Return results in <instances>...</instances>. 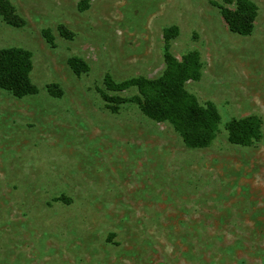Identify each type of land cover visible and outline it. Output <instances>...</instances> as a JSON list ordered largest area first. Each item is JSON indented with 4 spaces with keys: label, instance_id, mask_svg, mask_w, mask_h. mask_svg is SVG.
<instances>
[{
    "label": "rangeland",
    "instance_id": "374dc122",
    "mask_svg": "<svg viewBox=\"0 0 264 264\" xmlns=\"http://www.w3.org/2000/svg\"><path fill=\"white\" fill-rule=\"evenodd\" d=\"M228 1L11 0L26 25L0 18V49L33 53L39 93L0 88V264H264V0L248 36L224 20ZM173 26L172 53L201 57L187 89L221 115L207 148L103 97L107 76L164 73ZM72 57L90 70L74 74ZM248 116L261 119L263 139L233 144L227 124Z\"/></svg>",
    "mask_w": 264,
    "mask_h": 264
},
{
    "label": "trees",
    "instance_id": "16d2710c",
    "mask_svg": "<svg viewBox=\"0 0 264 264\" xmlns=\"http://www.w3.org/2000/svg\"><path fill=\"white\" fill-rule=\"evenodd\" d=\"M232 6H221V12L229 28L242 36L253 33L259 14L255 0L228 1ZM0 18L9 26L21 28L26 21L17 13L11 0H0ZM61 37L72 40L75 33L65 25L58 27ZM180 34L177 26L164 31V59L166 69L157 78L138 77L115 82L106 77L107 92L123 93L132 88L137 94L130 99L110 96L105 91L103 97L115 106L136 103L145 116L157 121L170 123L181 136L187 147L203 149L210 147L217 137L221 115L213 102L202 105L199 99L187 89L189 82L201 78L202 63L199 52L192 51L177 58L171 51L172 41ZM43 36L47 43L55 45L51 29H45ZM68 64L74 74L80 76L90 70L89 64L79 57H72ZM34 69L33 53L22 47L0 49V88L17 98L37 95L38 87L33 83L31 74ZM54 96H60L58 86L48 87ZM233 144L252 146L263 139L262 121L257 116L232 119L226 127Z\"/></svg>",
    "mask_w": 264,
    "mask_h": 264
}]
</instances>
